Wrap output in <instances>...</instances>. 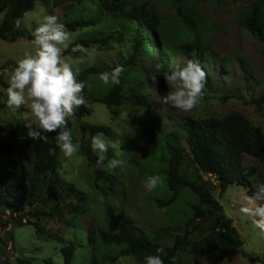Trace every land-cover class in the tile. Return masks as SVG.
<instances>
[{
	"label": "rangeland",
	"instance_id": "obj_1",
	"mask_svg": "<svg viewBox=\"0 0 264 264\" xmlns=\"http://www.w3.org/2000/svg\"><path fill=\"white\" fill-rule=\"evenodd\" d=\"M146 1L159 19L158 41L159 36L162 40L160 48H154L148 59L144 54L135 52L137 64L145 78L150 108L144 111L125 106L120 108L118 114L111 116L104 106L92 104L88 117L78 120L74 115L69 118L68 128L73 142L78 145V152L70 158L60 154V184L47 176L35 206L24 207L18 212L0 210V264L13 263L16 257H25L33 264H47L45 260H49V264H62L60 250L70 242L76 249L72 264H89L96 247L97 229L102 227L104 230H112L113 225L106 219L108 207L114 209L116 215L132 220L134 227L150 240L157 237L156 232L160 228L183 226L190 214V205L196 198L190 191L184 190L176 203L160 206L170 193L158 173L156 157L160 155L161 145H164L162 137L175 129L179 120L185 117L197 120L219 119L237 112L264 133V44L255 40L237 22L239 14L248 13L254 2L264 5V0H189L182 6L188 14L193 13L202 43L215 54V60L207 59L205 54L199 59L200 66L207 74L208 85H205L197 107L188 112H181L161 102V97L170 90L164 76L167 68L157 73L155 65L163 57L168 64L183 66L187 59L178 47L191 43L192 37L183 28L182 19L171 6V0ZM48 6L38 2L34 10L22 18L23 27L31 32L37 26V19L44 14L56 15L62 20L60 8H55L53 3ZM3 15L0 13V22ZM99 27L101 25L72 33L76 40L81 35L98 31ZM115 31L116 39L109 40L105 46L93 45L87 55L65 58L73 65L78 64L81 69L95 64L119 65L127 57L125 48L133 52L130 41L134 28ZM30 47V41L25 39L13 43L0 40V78L7 85L13 69ZM153 77H156V83H153ZM87 82L103 85L95 78H87ZM3 89L0 85V143L9 146L30 169L32 154L9 131L17 122L35 124L34 117L26 107L17 112L8 109L2 102L6 99ZM80 123L105 125L114 133V137L104 136L120 145L118 149L109 148L108 151L112 158L124 161L121 167L111 169L117 183L114 192L107 190L106 195H102L91 187L92 170L81 154V145L87 140L88 134L81 132ZM108 153L107 160L110 159ZM241 164L245 178L255 192L264 183V159L255 160L244 155ZM105 167L110 169L107 161ZM188 170L192 176L198 174L193 166H189ZM149 175H159L162 181L151 191L143 185ZM68 186L84 192L86 199L79 200L69 191ZM105 186L109 184L105 183ZM249 190L247 184H234L220 195L214 187L212 195L242 238V253L255 261L241 254L234 255L230 262L219 257L208 260L207 254L199 249L207 235L204 230L210 221L206 219L194 222L189 228L190 239L197 247L193 251L183 252L185 264H264V234L254 228L250 217L241 212L242 207L250 206L248 197L254 193L249 194ZM160 245L171 247L172 241L162 239ZM140 260L144 264V257L140 256ZM115 264L136 263L129 256L119 258Z\"/></svg>",
	"mask_w": 264,
	"mask_h": 264
},
{
	"label": "trees",
	"instance_id": "obj_2",
	"mask_svg": "<svg viewBox=\"0 0 264 264\" xmlns=\"http://www.w3.org/2000/svg\"><path fill=\"white\" fill-rule=\"evenodd\" d=\"M189 0H171L182 19L183 28L188 31L192 41L178 49L183 50L186 59L199 62L205 54L207 59L215 60L214 52L202 43L197 26L193 20V13L188 14L182 6ZM41 2L45 7L53 3L60 8L62 20L71 32L87 28L98 31L81 35L74 40V44H81L88 50L93 45L105 46L109 40L116 39L115 29L121 30L133 27L134 34L130 41L133 52L127 53L126 59L119 63L123 65L121 83L117 86L89 84L87 78H98V74L111 71L115 66L95 64L84 67L77 77L84 82V95L87 104L80 107L75 117L84 119L91 114L90 106L100 104L109 115H116L120 108L132 106L146 111L150 108L149 95L145 91V78L136 53L140 52L148 59L155 48H160L161 38L158 41L159 19L146 0H0V13H4L0 22V40L13 43L18 39L31 41V32L26 30L22 23L19 29L14 27L16 18H23L34 10L35 5ZM49 7V6H48ZM47 7V8H48ZM237 22L245 28L252 37L264 44V5L254 2L250 11L239 14ZM35 27L32 28L34 30ZM31 30V31H32ZM121 35V33H118ZM162 50V49H161ZM81 53H72L71 46L64 52V57L78 58ZM160 57V55H159ZM164 69L167 61L161 57ZM264 81V80H263ZM0 85L6 89L8 85L0 78ZM206 86L208 83L205 84ZM33 125L17 122L9 131L28 152L33 156L28 169L15 155L13 150L0 143V210L11 209L21 211L24 207L35 206L44 189L47 176L55 183L60 184L58 178L60 149L56 146L55 133H42L48 136V142L41 139H31L27 133ZM81 132L87 133L88 138L81 145V154L92 170L91 187L98 194L106 195L116 188V177L111 169L96 164L97 154L91 149V137L97 133L114 137L105 125L79 124ZM185 142V145H182ZM161 152L156 157L158 173L163 179L166 190L170 193L160 206H170L178 200L184 190L190 191L195 199L190 205V214L183 226L160 228L157 237L150 240L134 227L133 221L114 213V209L107 208L106 219L113 225L112 230L97 229L96 247L89 264H115L121 257H133L136 264H142L141 257L146 255H160L164 264H185L182 254L186 250L193 251L195 245L190 239L189 228L196 221L209 219L205 227L207 235L199 247L207 259L219 257L221 260L232 261L234 255L241 254L245 258L255 261L254 258L242 253L243 240L236 228L224 214L222 206L212 195L216 187L219 195L234 184L249 185V194L254 193L249 181L245 178L242 169L244 155L255 160L264 159V133L261 128L254 127L243 115L233 112L219 119L197 120L185 117L179 120L175 129L162 137ZM50 149L55 154H50ZM155 158V156H153ZM108 158L112 155L108 153ZM193 166L198 174L192 176L188 167ZM113 170V169H112ZM204 176L208 178L204 179ZM108 183L109 186H105ZM79 200L86 199L84 192L76 191L68 186ZM10 238L12 236L10 235ZM172 241L171 247H162L161 240ZM62 242V241H61ZM163 249L162 252L158 251ZM75 245L66 244L61 250L62 264H72L75 255ZM47 264L49 260H45ZM3 264H33L25 257H16L14 262Z\"/></svg>",
	"mask_w": 264,
	"mask_h": 264
},
{
	"label": "clouds",
	"instance_id": "obj_3",
	"mask_svg": "<svg viewBox=\"0 0 264 264\" xmlns=\"http://www.w3.org/2000/svg\"><path fill=\"white\" fill-rule=\"evenodd\" d=\"M21 18H16L14 27L19 29ZM31 31L30 49L24 58L19 60L13 69L8 87L3 89L2 102L12 112L26 107L34 117L35 127L30 128L27 135L31 139L48 142V136L42 133H55L56 146L65 157H72L78 152V145L73 142L68 120L76 111L87 104L84 95V82L77 77L82 69L70 63L64 52L71 46L72 53L87 55L89 50L81 44H74L73 33L56 15L44 14L36 21ZM157 73L164 69L163 63L155 65ZM124 71L123 65H117L111 71L98 74L99 80L106 86H117ZM170 88L161 102L181 112H188L197 107L203 96L207 74L194 59H188L183 66L168 64L164 72ZM156 83V77L152 78ZM120 145L109 140L102 133L91 137V149L97 154L96 164L103 167L109 148L118 149ZM50 154H55L50 149ZM119 156V152H117ZM124 161L119 158L107 160L110 169L119 168ZM159 175H149L143 181L146 190H153L161 183ZM250 206L241 208V212L252 219L254 228L264 234V183L260 184L254 194L248 197ZM158 251L162 252L163 249ZM144 264H164L160 255H146Z\"/></svg>",
	"mask_w": 264,
	"mask_h": 264
}]
</instances>
